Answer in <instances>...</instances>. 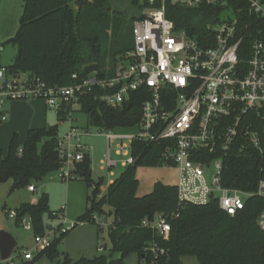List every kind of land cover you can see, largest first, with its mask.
Segmentation results:
<instances>
[{
  "label": "trees",
  "instance_id": "obj_1",
  "mask_svg": "<svg viewBox=\"0 0 264 264\" xmlns=\"http://www.w3.org/2000/svg\"><path fill=\"white\" fill-rule=\"evenodd\" d=\"M22 2L20 27L15 36L6 42L15 48L16 56L13 63L4 68L8 75H28L40 79L49 87H59L81 83L92 74L100 78L114 77L121 57L134 50L135 23L145 18L144 11L161 8L163 1L155 0L152 5L146 0H131V5L140 10V15L130 19L127 14L129 0ZM113 3L121 4L122 8H114ZM165 8L166 18L174 23L177 30L186 31L203 47L209 46V38L211 44L213 34L207 26L218 20V8L206 3L190 7L171 0L165 2ZM99 31L110 32V45L106 51L102 49ZM74 75H77L76 79ZM100 94V90H95L81 99L80 112L86 116L88 126L103 131L138 129L143 104L148 99L144 88L133 92L129 101L117 108L102 103ZM58 120L67 121L68 114L59 112ZM2 123L0 111V125ZM59 139L58 125L30 130L22 145L18 136L14 135L7 155L0 148V187L12 181V193L34 186L35 182H42L59 171L62 167ZM162 146L133 142L131 153L134 164L124 168L100 200L103 179L97 181L93 178L90 154H86L73 170L76 180L85 182L92 190L87 210L78 217L75 228L82 224H96L95 215H112L109 255L72 260L60 254L58 245L68 231L59 238L55 237L51 246L39 251L32 261L26 260L23 249L17 247L20 257H23L22 264H34L42 256L55 264H126L125 259L132 254L137 255L138 264H185L187 258L195 259L197 264H264V231L257 225L258 215L264 208L263 199H250L243 211L231 216L222 211L215 201L204 206L182 207L178 203L177 186L162 182H157L151 193L138 196L140 183L136 170L144 164L163 165ZM19 149H22V154H19ZM263 166L264 162L259 157H232L230 168L224 175V185L255 191ZM14 211L17 213V226L25 217L31 218L35 236L47 233L46 219L58 220L55 211L49 207L46 194L37 203H22ZM178 212L179 217H173ZM158 214L169 216L171 233L167 241L151 229L142 227L143 221L152 222ZM152 242L158 243L165 253L155 255L147 251ZM12 263H15L13 259ZM0 264H4L1 257Z\"/></svg>",
  "mask_w": 264,
  "mask_h": 264
},
{
  "label": "built area",
  "instance_id": "obj_2",
  "mask_svg": "<svg viewBox=\"0 0 264 264\" xmlns=\"http://www.w3.org/2000/svg\"><path fill=\"white\" fill-rule=\"evenodd\" d=\"M162 1L161 8L144 11L145 18L135 23L134 50L121 57L114 77L92 74L75 85L49 87L28 75H8L1 67L0 96L11 101L41 99L50 110L65 112L68 120L74 122L82 97L95 90L102 92V103L117 108L129 101L133 92L144 88L148 99L143 104L137 132L113 135V131H103L107 139L104 167L112 169L119 162L124 168L134 164L131 147L135 141L164 144L163 165L179 170V205L204 206L215 201L222 211L235 216L250 199L264 200V166L255 191L224 185L232 157L253 156L264 162V0H171L190 7L206 3L220 10L218 20L207 26L213 34L211 44L210 38L207 40L208 47L199 45L186 31L177 30L166 18L168 0ZM0 111L2 121H6L8 114L2 111V104ZM89 135L88 130L80 133L71 126L64 137L70 143L59 140V171L64 181L76 180V164L90 154V147L83 141ZM116 139L121 141L116 150L121 160H114L111 155ZM28 190L35 192L36 188L30 186ZM63 210L54 215L64 224ZM179 215L178 212L173 217ZM10 216L16 218L17 213L13 210ZM94 219L98 221V216ZM257 225L264 231V208ZM75 226L76 223L63 233ZM23 227L33 231L31 218L27 217ZM142 227L151 229L162 240H169L168 215L158 214L152 222L143 221ZM53 231L49 227L45 235L35 236L39 249L51 246ZM98 250L103 252L104 247L99 246ZM147 251L155 255L165 253L156 242ZM37 253L23 251V257L32 261ZM10 264H14L12 260Z\"/></svg>",
  "mask_w": 264,
  "mask_h": 264
},
{
  "label": "rangeland",
  "instance_id": "obj_3",
  "mask_svg": "<svg viewBox=\"0 0 264 264\" xmlns=\"http://www.w3.org/2000/svg\"><path fill=\"white\" fill-rule=\"evenodd\" d=\"M12 2V0L10 1ZM20 4L13 5L11 10L7 8V2L0 4V23L3 28L2 33L7 34L4 38V42L0 46V64L7 66L13 63V59L16 56V50L11 45L6 44L8 37L17 33L20 27V19L22 16V0ZM129 0V6L127 8L128 19L133 16H139L140 10H137L131 5ZM114 8H122L121 4L113 3ZM100 43L103 51H106L110 45V32L99 31ZM9 34V36H8ZM29 100H41V99H29ZM13 102L0 96V104H2V111ZM51 126H59V140L65 141L68 145L70 141L65 139V134L71 129V126L78 128L80 133L88 130L89 136L83 137V141L90 147V160H91V172L95 180L103 179L102 186L100 188V195L98 199L106 192L104 188H108L111 181H115L119 178L124 171V166L119 164L108 169L104 166L105 156L107 154V139L103 134V130H100L94 126H88L86 124V116L77 111L74 113L76 121L70 122L69 120L59 122L58 113L55 110H51ZM1 126V125H0ZM137 129H116L112 133L113 135L120 134H134ZM7 148L9 141L7 140ZM22 143V142H21ZM127 146H130V142L124 141ZM121 144V141L114 140L111 145L112 158L114 160H121V157L116 155V150ZM6 148V149H7ZM73 149V147H72ZM136 175L139 180L138 196H144L153 191L154 185L157 182H162L166 185L177 186L179 182V170L175 167H168L165 165H149L144 164L138 166ZM12 181L0 187V230H4L13 234L18 241V247L23 251L31 250L33 253L41 251L35 243V234L32 230H26L24 221L22 220L20 226L16 225V218L10 216V212L19 207L22 203H37L41 197L46 194L49 197V207L51 211H61L62 209L65 215V222L61 220H48L45 223L47 227L54 229V238H59L64 229H70L74 223L77 222L78 217L83 215L88 206V197L92 195V190L88 188L85 182L64 181L62 179L61 171L50 174L44 181L35 182V192H29L28 188L16 190L11 193ZM103 187V188H102ZM98 216V215H97ZM114 221L112 215L98 216L96 224L79 225L76 229L70 231L59 243L58 251L62 255H67L72 260H78L80 258L98 257L100 255H109L111 253V242L109 239V228ZM98 246L104 247L103 252H98ZM17 250V249H16ZM14 252L12 259L14 264H22L23 257L20 254ZM61 255V256H62ZM119 257V256H116ZM126 264H138V257L135 254L130 255L125 259ZM56 263V262H55ZM51 262L46 256L39 257L35 260L34 264H55ZM185 264H197V261L192 258L185 259Z\"/></svg>",
  "mask_w": 264,
  "mask_h": 264
},
{
  "label": "crops",
  "instance_id": "obj_4",
  "mask_svg": "<svg viewBox=\"0 0 264 264\" xmlns=\"http://www.w3.org/2000/svg\"><path fill=\"white\" fill-rule=\"evenodd\" d=\"M10 1L11 0H0V4L3 5V2L4 3L7 2L8 5L7 8H9L8 10H11V7H13V5H15L16 3H17L16 6L20 4L19 2L20 0H12V2ZM3 28L5 27L2 26L0 23V46L4 42L5 36H7V34L4 35L2 33ZM14 36L15 34L11 35V37L8 38L11 39ZM1 67H4V65L0 64V68ZM3 111L8 114L7 120L3 121V123L0 126V148L2 149L4 155L8 154L9 145L14 135L18 136L20 145H22L25 142L30 130L48 128L51 127L52 124L51 122L52 111L46 106V103L43 100L13 101L10 102V104ZM7 140L9 141L8 148L6 146L8 143ZM113 182L114 181H111V183ZM104 189L105 191H107L106 188Z\"/></svg>",
  "mask_w": 264,
  "mask_h": 264
},
{
  "label": "water",
  "instance_id": "obj_5",
  "mask_svg": "<svg viewBox=\"0 0 264 264\" xmlns=\"http://www.w3.org/2000/svg\"><path fill=\"white\" fill-rule=\"evenodd\" d=\"M18 247V241L10 232L0 230V257L5 264H10L12 256Z\"/></svg>",
  "mask_w": 264,
  "mask_h": 264
}]
</instances>
